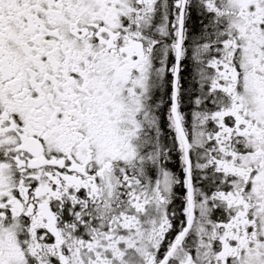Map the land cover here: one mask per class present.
<instances>
[{"label": "snow or ice", "instance_id": "obj_1", "mask_svg": "<svg viewBox=\"0 0 264 264\" xmlns=\"http://www.w3.org/2000/svg\"><path fill=\"white\" fill-rule=\"evenodd\" d=\"M0 264H264V0H0Z\"/></svg>", "mask_w": 264, "mask_h": 264}]
</instances>
